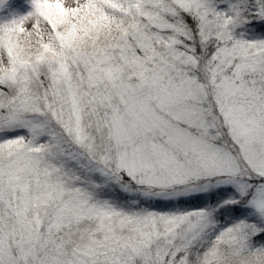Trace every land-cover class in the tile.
<instances>
[{
    "label": "snow or ice",
    "instance_id": "snow-or-ice-1",
    "mask_svg": "<svg viewBox=\"0 0 264 264\" xmlns=\"http://www.w3.org/2000/svg\"><path fill=\"white\" fill-rule=\"evenodd\" d=\"M0 264H264V0H0Z\"/></svg>",
    "mask_w": 264,
    "mask_h": 264
}]
</instances>
